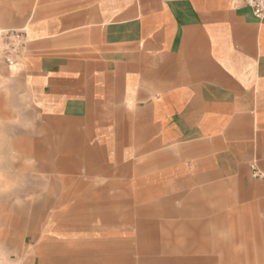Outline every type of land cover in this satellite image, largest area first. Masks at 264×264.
Listing matches in <instances>:
<instances>
[{
    "label": "crops",
    "instance_id": "0c3cea01",
    "mask_svg": "<svg viewBox=\"0 0 264 264\" xmlns=\"http://www.w3.org/2000/svg\"><path fill=\"white\" fill-rule=\"evenodd\" d=\"M1 14L0 31L25 35L7 73L59 125L40 171L84 167L103 184L74 203L103 207V223H60L100 239L72 246L89 254L74 264H264V19L240 0H0ZM130 205L150 234L130 235ZM25 248L24 264H45L68 247Z\"/></svg>",
    "mask_w": 264,
    "mask_h": 264
},
{
    "label": "rangeland",
    "instance_id": "374dc122",
    "mask_svg": "<svg viewBox=\"0 0 264 264\" xmlns=\"http://www.w3.org/2000/svg\"><path fill=\"white\" fill-rule=\"evenodd\" d=\"M7 16L1 14L0 19ZM7 71L8 68L0 61V161H10L16 168L13 171L0 169V264H24V249L31 246L68 247L63 254L44 253L37 256L44 257L45 264H74V257L78 258L81 254L74 255L71 252L72 246L98 245L100 239L89 237L87 233L75 236L74 231L60 227V223L76 219L81 228L103 223L99 221V217L102 218L99 210L103 207L92 206L90 212L86 205H74L79 201L87 203L89 198L96 196L104 197L105 191L95 190L96 186L103 184H97L84 167H77L75 172L67 166L65 169L68 171L65 172H58L56 168L40 171L42 164L57 161V157L47 156L43 159L40 157V150L45 147L46 154L54 153L49 149L56 146L53 138L59 125L42 118L32 109L22 87L12 80ZM64 160L67 164L70 159ZM24 175L36 184L28 195L23 192ZM113 192L116 191L109 190L108 196ZM123 192L126 195L124 198L130 201L133 199L132 190ZM43 197H49L50 202L37 206ZM74 206H77L75 216L71 213ZM38 207L40 211L36 212ZM14 209H21L22 213L14 215ZM128 209L132 220L123 224H127L130 235L136 233L139 227L143 234H150L152 222H137V208L130 205ZM58 212L60 215L54 216ZM144 217L149 218L146 215ZM26 227H31V230H26ZM135 244L136 239L132 237L129 243H114L118 246ZM21 248L22 253H19ZM81 256L88 257L89 254ZM128 256L134 262L139 257L152 255ZM38 258L36 257V262L40 261Z\"/></svg>",
    "mask_w": 264,
    "mask_h": 264
},
{
    "label": "built area",
    "instance_id": "2783aa9c",
    "mask_svg": "<svg viewBox=\"0 0 264 264\" xmlns=\"http://www.w3.org/2000/svg\"><path fill=\"white\" fill-rule=\"evenodd\" d=\"M250 9L257 20L264 19V0H240ZM24 32L8 29L0 31V61L6 66H13L24 47Z\"/></svg>",
    "mask_w": 264,
    "mask_h": 264
}]
</instances>
